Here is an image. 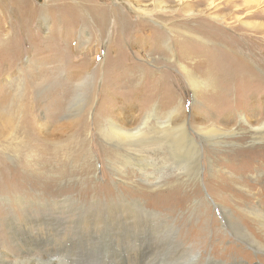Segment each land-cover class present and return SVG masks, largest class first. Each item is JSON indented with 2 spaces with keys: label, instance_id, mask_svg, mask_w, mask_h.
Returning <instances> with one entry per match:
<instances>
[{
  "label": "rangeland",
  "instance_id": "rangeland-1",
  "mask_svg": "<svg viewBox=\"0 0 264 264\" xmlns=\"http://www.w3.org/2000/svg\"><path fill=\"white\" fill-rule=\"evenodd\" d=\"M87 1L99 9L111 10L122 6V11L129 19L134 22L143 19L157 29L158 35H162L153 44L156 33L150 30L138 33V26H133L132 36L145 35L149 40L148 47L133 42L132 36H128L124 38L121 48L119 46L122 43L117 45L112 42L109 34L95 42L99 34L97 28L92 27V22L82 24L80 21L76 25L77 47L71 57L69 55L64 59L62 55L67 49V42L61 38L52 40L54 36H62L67 31L66 17L58 9V6L65 5L64 0H1L0 44L6 47V51L0 57V264H205L209 255L220 264H231L235 260H240L242 264H264V248H255L236 234L234 227L227 226L228 222H238V219L243 222L235 202L219 197V191L215 193L211 189L207 190L218 172L222 176H235L240 184H246L245 187L254 184L264 189V0L197 2L182 10L183 14L178 18L167 20L159 18L155 12H150L148 16L137 13L139 7L136 4L150 0ZM68 2L81 3V9L84 8L83 0H67L65 6ZM177 3L175 0L168 4L177 6ZM240 7L239 15H236L235 10ZM177 19H185L187 25L178 24ZM202 19L205 23L218 26L221 37L211 36V32L199 34L193 26ZM183 31L198 35L194 38L195 46L184 48L191 54L185 60L181 58L182 53H178L182 42L175 43L182 38ZM7 44L9 47L14 45V51L8 49ZM201 47L207 51L218 49L223 55L244 58L249 66L246 70L248 76L237 78L232 74L235 69L231 68L230 78L223 82L216 78L217 70L207 72L209 77L214 75L213 81L206 74L196 72L194 63L202 58L196 56L203 51ZM170 48L175 51V55L171 54ZM193 52L198 53L192 56ZM116 55H119V62L124 67H118L116 72L109 75L114 65L108 66L107 63ZM85 58H97L93 67H97L98 72H74L78 76L71 79L72 84L67 87L70 73L66 67L73 61L77 65ZM222 59L226 60L227 56ZM181 64L194 70L193 73L203 81L209 78L206 82L208 86L214 84L202 88L203 95H198ZM141 76L163 78L149 82L151 99L148 101L142 99L144 83L137 79ZM128 80L132 82L127 83ZM205 94L223 96L224 104L217 106L219 98H205ZM133 104L144 106L146 111L156 105L162 109L172 108L178 116L187 113L189 120L196 111L202 109H210L213 112L210 115H225L228 112L230 116L227 119L224 117L218 121L219 128H232L238 133H227L215 143H201L205 149L201 170L203 177L197 182L179 185V189L174 187L180 192L171 188L173 192L165 189L160 194L143 193L141 189L147 184L146 178L136 170L137 164L124 160L128 146L119 143L116 138L107 137L103 131L106 127L105 118L113 117L121 121V109ZM253 111L256 113L253 114ZM198 112L195 114L199 115ZM239 114L250 118L253 125L261 129H251ZM82 117L85 118L84 123L79 122ZM206 120L216 121L213 118ZM256 135L257 140L254 138ZM146 155L156 159L159 165L164 162L165 155L160 150L147 152ZM252 170L260 173L257 175L259 181H256L258 177L255 178V174L250 173ZM155 171V167L148 169V172ZM178 172L173 167L164 168L155 177H159L162 184H167ZM243 178L247 182H243ZM231 197L236 205L240 204L235 197ZM123 198L139 201L148 210L159 212L168 221V226H175L176 240L187 247L196 248L198 256L177 248H163V245L157 248H160L158 251L154 249L143 254L136 251H107L115 245L104 243L105 238L95 235L91 227H86L85 223L93 218L87 214L94 210L96 214L102 211L100 214L104 218L112 215L110 219H114L118 228H121L122 218H125L120 214L113 217L114 212L105 211L104 207L106 203H119ZM254 200L257 204H264V191ZM211 201L227 206L226 222L222 220L215 203L211 205ZM133 206L126 203L124 213ZM118 208L116 211H119ZM133 220L132 216L129 221ZM63 229H66L65 232ZM158 229L162 230L161 227ZM120 234L130 237L127 236V230ZM86 235L87 238H95L92 245L99 247L100 255L88 251ZM150 237L157 236L150 234ZM162 239L166 245L169 244L170 233L167 230H162ZM29 251L32 253L29 254Z\"/></svg>",
  "mask_w": 264,
  "mask_h": 264
},
{
  "label": "bare ground",
  "instance_id": "bare-ground-1",
  "mask_svg": "<svg viewBox=\"0 0 264 264\" xmlns=\"http://www.w3.org/2000/svg\"><path fill=\"white\" fill-rule=\"evenodd\" d=\"M54 1H56V0H54ZM64 1H65V5H66V1L67 0H64ZM173 1H175V0H150V1L145 2V3H137L136 5L139 7V11H138V9H136V11H137V13L139 15H143V16H148L150 14V12H155L156 16H158L161 19L167 20L169 18H178L181 14H183V11H184L185 8H189V7L193 6V5H195L197 2H205L207 0H177V2H178L177 6H170L168 3L169 2H173ZM83 2H84V4H83L84 8L83 9H81V3L74 4V2H71V3L68 2L67 6L63 5L60 8L58 6L59 11L66 17V19H65L66 24L65 25L68 24L67 25V31H66V33L63 32L62 36L61 35L54 36V38H52V40L56 41L57 39L61 38L62 40L65 39V42H67L66 43L67 44L66 45V48H67L66 50L68 52H66V50H65L64 54L62 55V57L64 59L68 58L69 55L71 57V55H73V53H74L73 51L77 47L76 38H75V34L77 32L76 25L80 21H82V24L83 23H87V22H92L93 25H94L92 27L93 28L95 27V29L97 28L96 31L99 34H98L97 38L95 36V38H96V39H94L95 42L101 41V37L103 38L104 36H107L109 34V35H111V41L115 42V44H117V45H120L122 42L124 43V41H125L124 38H127L128 36L134 35V33H132V27L133 26L134 27L138 26V30L136 31L138 33L144 32L146 30H150L153 34L156 33V35L154 36V37H156V39L153 38V40H152L153 44L156 43L155 41H157L158 38H159L160 34L158 35V32L156 31L157 29L155 30L154 26H152L151 24H148V22L143 20V19L139 20V22L138 21L137 22L136 21L135 22L132 21L131 19H129L128 15L124 11H122V9H123L122 6H117L116 8H113L111 10L110 9H105V8H100L99 9L98 7L94 6L93 4L88 3L87 0H83ZM1 3L2 2L0 0V5H1ZM18 3H20V2H18ZM73 8L76 9V11ZM78 9H80V10H78ZM156 9H158V10H156ZM240 10H241V7L238 8L237 10H235L236 11V15H239L238 12H240ZM86 11H87V13L92 12V14L91 15H87L85 13ZM33 12H35V11H33ZM187 13H191V11H188ZM25 17H27V16H25ZM67 19H69V20H67ZM1 21L2 20H1V17H0V22ZM246 23L250 24L249 22H246ZM24 24H25V22H24ZM110 24H112V25H110ZM178 24L187 25V22H186L185 19H180V20H178ZM193 27L195 29H197L199 34L200 33H204V32H211L212 33L211 36H215L217 38L219 36L221 37V35H222L221 34L222 33L221 29L218 26L213 25V24H208L207 22L205 23V21L203 19L201 21H197L195 26H193ZM183 33L184 34L181 36L182 38H180L179 40L175 41V43L182 42L181 43L182 46L179 47L180 50H179L178 53L181 52L182 53L181 58L185 60L187 57H190L191 54L189 53L188 50H186L184 48L189 46V45L195 46L194 45V42H195L194 38L196 37L197 34L196 33H191V32H188V31H183ZM59 34H60V32H59ZM161 35H160V37H161ZM52 37H53V35H52ZM152 37H153V35H152ZM0 39H1V35H0ZM131 39L135 43L140 42L143 47H148L149 40H148V38L145 35H142V34L138 35L137 34V36H132ZM123 43L119 47L122 48ZM12 44H14V43H12ZM9 46L10 45L7 44V48L8 49L10 48L11 50L14 51V45L11 46V47H9ZM17 47H18V45H17ZM201 48H202L203 51H200L199 53L198 52H193L192 53V56L195 55L196 53H198L196 56L202 57L199 61L194 63V67L197 70L196 72L206 74L209 77V75H208L209 71H212V69L217 70L218 76L216 78H220L223 82H225V81L227 82L228 81L227 79L230 78L229 75H231V74H229V73H231L230 72L231 68L235 69V70L232 71L233 72L232 74H235V76L237 78H241L243 76H248L247 73H246V70L249 68V66H248L247 61L244 58H241V57L240 58H236L234 56H229V55H226V54L223 55L220 52V50H218V49H211L210 51H207V50H205V47H201ZM5 49H6V47L0 44V57L6 51ZM169 51L171 52V54L175 55V51L174 50H172L170 48ZM152 52L153 53H155V52L157 53L156 50H152ZM10 53H12V51ZM121 53L122 52H120V54ZM220 54H222V56ZM10 55L11 54H9L8 56H10ZM16 55L17 54L15 53V56ZM199 55H204V56H199ZM224 56H227L226 60L222 59ZM97 58H93L91 60H86V58H85V60H82L81 63H79L77 65H75L73 63L74 61L72 63H70L69 66L66 67L69 70V73H70V75H69L70 78H67V79H69L67 87L72 84L71 83V79L76 78L78 76L74 72H77V73H80V74H84L86 71H90V70H93L94 73L98 72L99 69H97V67H93L95 65L96 61H97ZM106 58H107V56H106ZM10 59H9V61H11ZM119 60H121V59H119V55H116V57H114V59H110V61L108 63L106 62L108 66H110L111 64L114 65L112 67V69L109 70V72H108L109 75H112L114 72H116L118 67H120V68L124 67V66H122L123 64L121 65ZM190 62H192V61H190ZM191 66H192V64H191ZM182 67L186 71L188 76L190 77L191 83L193 84V90L197 91L198 95L199 94L203 95L202 88H206V86L209 87V86L214 84L213 83V84L208 86L207 83H206L209 78L213 81L214 80V75L212 77H209V78L207 77L208 79L203 81L202 79L199 78L198 75L196 76L193 73L194 70H192L190 67L185 66V65H182ZM107 70L108 69H106V71ZM120 75L121 74L119 73L118 76H120ZM106 76H107V74H106ZM142 77L143 76H141V78H137V79H141L143 81V83H144L143 84V89H145V93H144L142 99L148 101V100L151 99V95L148 92V90L150 89L149 82H151L153 80H161L163 78L162 77H155L154 78L152 76H147V77H144V78H142ZM145 78H147V79H145ZM131 80L130 81L128 80L127 83L132 82ZM104 91L106 92V90H104ZM132 92L136 93L135 90H133ZM211 94H205L203 97H205V98H219L217 106L224 104V100L222 98L223 96L215 95V94L211 95ZM170 97H171V95H170ZM144 108H145L144 106L133 104L132 106H128L125 109H121L120 112L123 114V115L122 114L119 115L121 117V121L115 120L113 117L112 118H105V119H107L106 120V127L103 130L107 137L116 138L119 143L123 144L124 146H128V147H126V154L124 156L125 157L124 160H126L127 163H135V164H137L138 167H137L136 170L138 172H141V174L146 178L145 180L147 181V184L141 189V192H143V193H148V194H151V195L160 194L161 191L165 190V189H168V191H169V189L171 190V188L178 187L179 185L183 186V184L187 185L189 183L197 182L198 180H200V178L202 176L201 175V170L203 168V159H202V157L205 154L204 145H202L201 143H203V142L215 143V142H217L218 138H221V136H224L227 133L228 134H232V135H234V134L237 135V133H238V132L236 133V131L233 130L232 128L231 129L228 128L226 130L219 128L220 124L218 123V121L221 120V119H224V117H226V119H227L230 116V114L228 112L225 115H223V114H221V115H218V114L210 115V114H213V112H211L210 109H202L199 112L198 111L195 112V113L198 112L199 115H196L194 113L192 115V117H191V120H189L186 117L187 113H183V114H180L178 116V114H176L175 110L172 109V108H170V109H164L163 108L162 109L158 105L153 106V108L151 110H149V111H146L147 109L145 110ZM181 112L182 111L180 110L179 113H181ZM254 112L255 111H253L252 113L255 114L256 112L255 113ZM142 113H144L145 115L142 116ZM238 116L241 119L245 120L247 122V124L250 125L251 129H255V130L261 129L260 127H255L253 125L252 120L250 118L248 119L247 117L243 116L242 114H239ZM206 118L207 119L213 118L216 121L213 120V121L209 122L208 120H206ZM79 122L80 123H84L85 122V118L84 117L80 118ZM30 126H29V128H30ZM254 138H255V140H257V135L254 136ZM199 139H201V142H200ZM236 139H238V138H236ZM224 143H225V141H224ZM206 147H207V145H206ZM258 147H260V146H258ZM216 149L217 148H215V150ZM156 150L162 151L163 154L165 155V158L163 159L164 162L161 165H159V162H157L156 159H154V158L150 159L149 156L147 157V155H146L147 152H156ZM250 151H252V150H250ZM241 153H243V152H241ZM234 166H235V164H234ZM150 167H152V168L155 167L156 171L154 173L148 172V169ZM172 167H173L174 170H178L179 172L177 173V175L174 176L175 178L170 180L167 184H162V182L160 181L159 177H155L156 173L157 172L159 173V171H163L164 168H169L170 169ZM258 167L259 166H257L256 169ZM262 169L264 170V167ZM250 173L255 174V178H256V176L258 174H260L259 172L255 173V171H253V170H252V172L250 171ZM257 180L258 181L260 180L259 177H258V179H256V181ZM261 180H263V179H261ZM243 182H247V180L243 178ZM210 183H212V182H210ZM240 183L241 182H238V180H237V178H235V176L232 177L231 175L229 176L228 174H227V176L226 175L222 176V174H220L218 172V174L214 175V181H213L212 185H209V188L207 187L208 188L207 190L209 191L211 189V192H215V193L217 191H219L218 192V196L219 197L226 198L229 201H230V199H232L233 203L234 202L236 203V201L231 197V195L233 197H235V199L240 204L238 203L239 205H236L234 203V205L237 208V210L239 212V216L241 217L242 221L245 222V223L241 222L238 219L237 220L238 222H232V221L228 222L227 226L228 227H234L235 228L234 230L237 231L236 234L238 233L239 235H241V237H243V239L245 241L249 242L255 248H257V249L264 248V245H263L264 244V204H262V202H261V204H257L256 201L254 200L255 197H260L261 194H263L264 189H263V187H258V186L254 185V184H249L250 186L245 187L246 184L243 183L244 186H242L243 184H240ZM223 185L227 186L228 188L224 189ZM237 185H239V186H237ZM174 189H176V188H174ZM178 189H179V187H178ZM178 189H176L177 192L179 191ZM220 191H223V192H220ZM170 192H173V191L171 190ZM228 192H230L231 195H228ZM186 194H187V192H186ZM126 203L133 204L134 206L131 209H130V207H128L130 209V211H127L126 214H125L124 213L125 210H123V208L125 207ZM212 203L213 202L211 201V205H212ZM214 203H215V206L219 209V214L222 215V220L226 222L227 221V217H226V209H227L226 207L227 206H225L224 204H219V202H214ZM231 205H232V203H231ZM116 207H119L118 210L120 212L116 211ZM91 208H89V209H91ZM209 208H210V206H209ZM104 209H105V211L108 210L109 212L113 211L114 212V213L112 212L113 213V217L114 216H118L117 214H120L121 216H123L125 218V219H123L122 217H119V218H122V223H121V228H118L117 224H115V220L113 219V221H112L110 219V217L112 215H108L109 218H104L103 215L101 216L100 212L102 213V211H100V210H99L100 212H98L97 214H96V212L94 210H93L94 214L92 213V211H91L90 214H87V215H89L90 217H93V218H90L89 221H87L85 223L86 227L88 229H89V227H91V230L94 232L95 235L105 238V239L102 238L104 243H108V244L109 243H113V245H115L114 247H109L108 248V249H111V250H108L107 248H105V249H107V251H109V252L110 251L111 252H118V253H123V252L124 253H133L132 251H136V252H141V254H143V253L153 252L154 249L157 250L158 247H162V245H163V248H167V249H169V248H172V249L177 248L178 250H180L182 252H185L187 254H191V255H195L196 254L195 257L198 256V254L195 251L196 248L193 249L191 247H187V245H185V244H183L181 242H178V240H176V236H175L176 235V228H175V226H168V221L166 219H164V217L159 212H153L151 210H148L139 201L133 202L131 200L123 198L122 200L121 199L119 200V203H116V202H114V203H106V206L104 207ZM109 214H111V213H109ZM132 216L134 217V220L130 222L129 220H131ZM67 221H69V220H67ZM83 222L84 221L82 220V223ZM247 225H249L250 229L248 228ZM71 227H72V225H71ZM158 227H161L162 230H167V232L170 233L169 244L166 245L163 242L162 230L159 231ZM79 228L81 229V227H79ZM78 229H76V230H78ZM14 230H16V229H14ZM19 230H20L19 232H21V229H19ZM65 230L63 229L62 231L65 232ZM124 230H127V236H130V237H125V235L122 236V234H120V232L121 231L124 232ZM29 231H31V230H29ZM86 231H87V229H86ZM15 232H17V231H15ZM27 234H29V233H27ZM57 234L59 235V233H57ZM150 234L156 235L157 237L152 238V237H150ZM21 235L22 234H20V236ZM78 236H79V234H78ZM74 237H75V235H74ZM81 239H82V237H81ZM16 240L19 241L18 239H16ZM57 241L55 240V242H57ZM95 241H96L95 238L93 240V238H87V235H86V238H85V243L86 244L85 245H87L88 251H91V253H93V254L100 255L101 252L99 251L100 249H98L99 247L97 248L96 247L97 245H95V244L92 245V242H95ZM30 242H32V241H30ZM33 243L34 242H32L31 244H33ZM62 244H63V242H62ZM172 244H173V247H172ZM85 245L83 244V247H85ZM34 246H36V245H34ZM104 246H106V245H104ZM116 246H117V248H116ZM27 247H29V246H27ZM74 248L76 249L77 247L75 246ZM23 251H24V248H23ZM47 251H48V249H47ZM161 251H163V250H161ZM30 252L31 251H29V254H30ZM63 252H65V251H63ZM109 252H107V253H109ZM66 253L68 254V252H66ZM199 253L201 254V252H199ZM88 257L90 258V256H88ZM48 258H49V256H48ZM45 259H47V257ZM216 261L217 260H214L212 255H209L208 258H207V261H205V264H220V263H217ZM55 262H56V260H55ZM218 262H220V261H218ZM152 263H154V262H152ZM195 264H196V262H195ZM231 264H242V262L240 260L239 261L235 260V262H233V263L231 262Z\"/></svg>",
  "mask_w": 264,
  "mask_h": 264
}]
</instances>
